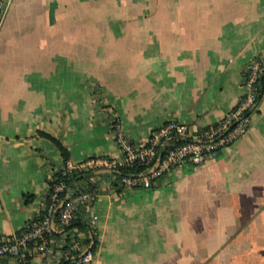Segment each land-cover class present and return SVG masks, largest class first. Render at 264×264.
<instances>
[{
	"label": "crops",
	"instance_id": "1",
	"mask_svg": "<svg viewBox=\"0 0 264 264\" xmlns=\"http://www.w3.org/2000/svg\"><path fill=\"white\" fill-rule=\"evenodd\" d=\"M0 232L40 213L69 160L118 157L167 121L204 128L264 57V0H1ZM92 264H264V99L231 148L151 191L98 183ZM0 264H14L2 260ZM29 264H54L36 256Z\"/></svg>",
	"mask_w": 264,
	"mask_h": 264
},
{
	"label": "built area",
	"instance_id": "2",
	"mask_svg": "<svg viewBox=\"0 0 264 264\" xmlns=\"http://www.w3.org/2000/svg\"><path fill=\"white\" fill-rule=\"evenodd\" d=\"M5 9L0 0V23ZM241 78L243 96L221 121L204 128L167 121L136 143L116 119L111 133L119 156L62 161L48 183L40 213L16 234L0 232V261L29 264L42 256L54 264H92L98 235L89 211L98 198V183L113 192H147L183 169L218 158L246 135L264 99V57L249 61ZM77 221L83 226H74Z\"/></svg>",
	"mask_w": 264,
	"mask_h": 264
},
{
	"label": "trees",
	"instance_id": "3",
	"mask_svg": "<svg viewBox=\"0 0 264 264\" xmlns=\"http://www.w3.org/2000/svg\"><path fill=\"white\" fill-rule=\"evenodd\" d=\"M52 143L56 146V148L59 150L60 154H61V157H62V160L63 162L64 161H67L69 160V154L67 152V150L55 139L51 138V137H48ZM74 226H83L82 222L81 221H77L76 223L73 224Z\"/></svg>",
	"mask_w": 264,
	"mask_h": 264
}]
</instances>
